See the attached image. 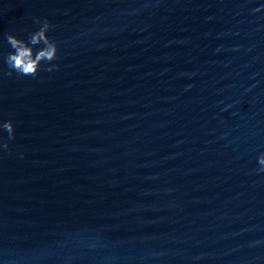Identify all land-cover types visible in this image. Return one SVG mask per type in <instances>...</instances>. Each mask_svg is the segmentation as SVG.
I'll return each mask as SVG.
<instances>
[{
  "label": "water",
  "instance_id": "95a60500",
  "mask_svg": "<svg viewBox=\"0 0 264 264\" xmlns=\"http://www.w3.org/2000/svg\"><path fill=\"white\" fill-rule=\"evenodd\" d=\"M8 120L0 264H264V0H0Z\"/></svg>",
  "mask_w": 264,
  "mask_h": 264
},
{
  "label": "clouds",
  "instance_id": "9594fccd",
  "mask_svg": "<svg viewBox=\"0 0 264 264\" xmlns=\"http://www.w3.org/2000/svg\"><path fill=\"white\" fill-rule=\"evenodd\" d=\"M254 11H260V9L258 8ZM34 20L40 26L38 31L29 35L27 42L11 33L6 36L8 44L13 49L6 57V63L11 70L9 75L15 72L20 76H28L35 79L41 70L42 62L48 65L45 71L58 70L59 66L52 63L58 58V44L48 36V32L55 25L51 24L47 19L41 20L37 17ZM37 45H43V47L35 51L34 48ZM0 128L8 133V140L15 139V126L11 120L0 122ZM0 147L4 150H9L10 145L7 141H2L0 142ZM258 164L260 166L258 172L264 173V154L258 157Z\"/></svg>",
  "mask_w": 264,
  "mask_h": 264
}]
</instances>
